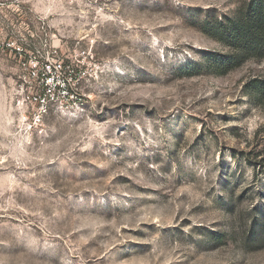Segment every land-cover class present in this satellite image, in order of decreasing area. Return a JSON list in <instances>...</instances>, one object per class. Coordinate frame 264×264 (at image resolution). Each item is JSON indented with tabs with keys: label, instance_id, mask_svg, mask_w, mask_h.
Instances as JSON below:
<instances>
[{
	"label": "rangeland",
	"instance_id": "rangeland-1",
	"mask_svg": "<svg viewBox=\"0 0 264 264\" xmlns=\"http://www.w3.org/2000/svg\"><path fill=\"white\" fill-rule=\"evenodd\" d=\"M246 2L0 0V264H264V61L211 59Z\"/></svg>",
	"mask_w": 264,
	"mask_h": 264
},
{
	"label": "trees",
	"instance_id": "trees-1",
	"mask_svg": "<svg viewBox=\"0 0 264 264\" xmlns=\"http://www.w3.org/2000/svg\"><path fill=\"white\" fill-rule=\"evenodd\" d=\"M215 32L230 55L227 59L213 55V68L225 73L247 60L264 61V0H248L238 7L233 19L218 22ZM243 92L252 101L264 106V78L248 79ZM258 166L264 171V159Z\"/></svg>",
	"mask_w": 264,
	"mask_h": 264
},
{
	"label": "built area",
	"instance_id": "built-area-1",
	"mask_svg": "<svg viewBox=\"0 0 264 264\" xmlns=\"http://www.w3.org/2000/svg\"><path fill=\"white\" fill-rule=\"evenodd\" d=\"M18 47H13V51L18 54ZM32 64V63H31ZM35 65H28L26 68L27 73L26 77H22L21 81V90L22 102L31 106L37 107V115L34 116V119H39V116L45 113V109L48 108L50 103L53 101L54 96H59L62 99L66 100L71 93L70 83L72 80L74 71L72 65L64 60L56 59L52 61L48 66L45 67V72L42 73L41 78L36 75L34 71ZM39 80L41 81V94L36 95L31 94L28 90H32L31 81ZM64 110H68L67 105H63Z\"/></svg>",
	"mask_w": 264,
	"mask_h": 264
}]
</instances>
